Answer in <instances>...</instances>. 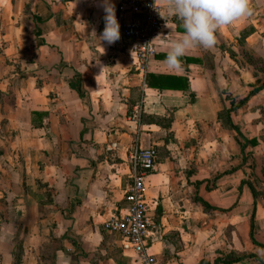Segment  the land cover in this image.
<instances>
[{"label":"crops","instance_id":"crops-1","mask_svg":"<svg viewBox=\"0 0 264 264\" xmlns=\"http://www.w3.org/2000/svg\"><path fill=\"white\" fill-rule=\"evenodd\" d=\"M118 1L110 0L114 7ZM157 2L162 31L154 56L141 62L121 28L119 41L99 42L100 0H0V195L30 192L35 204L33 198L49 193L53 264H136L134 252L102 222L125 206L131 152L150 146L158 156L145 176L154 222L147 240L156 264H213L230 251L227 227L236 232V246L261 252L249 235L253 198L244 141L218 114L230 98L238 103L264 83V0H249L251 16L221 26L214 47L187 51L179 69L165 58L184 30L168 12L170 0ZM24 71L29 74L19 77ZM147 73L186 77L189 90L150 88ZM158 117L171 119L168 128ZM230 118L245 139L258 140L245 153L252 148L262 159L264 87ZM196 195L214 209L205 210ZM255 224V240L264 244L263 198L256 201ZM5 235L0 254L9 262L13 238ZM48 235L24 241L34 255L22 256L21 264H39L35 254L50 243ZM231 264L261 263L249 257Z\"/></svg>","mask_w":264,"mask_h":264},{"label":"built area","instance_id":"built-area-1","mask_svg":"<svg viewBox=\"0 0 264 264\" xmlns=\"http://www.w3.org/2000/svg\"><path fill=\"white\" fill-rule=\"evenodd\" d=\"M115 13L121 35L129 42L131 52L141 62L153 57L155 39L163 27V11L157 0H119ZM137 113L135 109L131 118L135 119ZM155 157V146L131 152V182L124 194L125 206L102 222L106 231L118 236L123 246L134 252L136 264H156L148 247L147 238L154 222L145 196V176Z\"/></svg>","mask_w":264,"mask_h":264},{"label":"clouds","instance_id":"clouds-1","mask_svg":"<svg viewBox=\"0 0 264 264\" xmlns=\"http://www.w3.org/2000/svg\"><path fill=\"white\" fill-rule=\"evenodd\" d=\"M104 12V28L99 42L112 45L120 39V24L110 0H100ZM168 12L182 24L183 33L173 39L165 58L170 69L181 67V58L195 47L210 49L216 44V32L221 26L231 25L252 15L249 0H170ZM259 255L264 258V250Z\"/></svg>","mask_w":264,"mask_h":264},{"label":"rangeland","instance_id":"rangeland-1","mask_svg":"<svg viewBox=\"0 0 264 264\" xmlns=\"http://www.w3.org/2000/svg\"><path fill=\"white\" fill-rule=\"evenodd\" d=\"M3 45L4 42L0 37V53L2 52L1 50ZM254 59L256 61L258 60V58L255 55H253V61ZM208 62H210L209 63L210 69L213 70V57L211 53ZM254 64L256 66L262 67L261 65L256 64V62H254ZM8 68L9 71L12 70L10 67ZM260 140L264 142L263 137H260ZM253 150L254 149L252 148L250 150H247L248 159L246 160V162L248 161L250 162V164L247 166L246 175L247 178H249L247 181H249V183L252 184L256 192H258V196L256 200L258 203L263 198L262 193L264 192V157L260 160H256L254 157ZM246 186L248 187V190L252 197L250 186L248 185ZM24 194L25 195L22 197L13 196L12 194H8V192H3V195L2 194L0 195V241L6 238L5 234L8 233H9L8 238H13V249H12L13 252L11 259L12 261L9 260V262H7L8 260L2 257V253H1L0 264H18V262L14 261L16 259L15 255L16 254L20 255V252H22V250H23L22 253L23 258L25 254L27 258L31 255H34L32 254V250L30 248L31 245H27L26 243H24L25 240H32L33 236H41V235L43 236L45 234H49L48 237H51L54 234L53 226L55 225V223H52V220L46 218V215L48 213L47 211L48 203H46V201L48 199H46L45 197H41V200L39 202L37 198H33L35 199V204H34L33 202L34 200H32V197H30L31 195L30 192H24ZM18 199H21V202L18 201ZM18 205H23L25 207L18 209L17 208ZM34 225L35 228L32 227ZM256 227L257 224H255L254 232L258 231V228L256 229ZM235 233L236 232L234 231L233 227H227V229L224 232V234L229 240L230 250L239 253L240 251H244V250L235 245V242L238 240L235 238ZM7 250L9 249H6L5 252H7ZM35 257H37L35 259L36 261L38 260L37 263L39 264H50L48 261L46 262L44 260V255L42 253L41 255L35 254ZM28 262H33V259L30 258ZM23 263H25V261Z\"/></svg>","mask_w":264,"mask_h":264},{"label":"trees","instance_id":"trees-1","mask_svg":"<svg viewBox=\"0 0 264 264\" xmlns=\"http://www.w3.org/2000/svg\"><path fill=\"white\" fill-rule=\"evenodd\" d=\"M25 13H29V6H26L25 8ZM249 33V29H245L244 31L241 32V36L245 37ZM186 60H191V58H187ZM210 67V66H208ZM29 74V72H19V77H26ZM146 85L150 88H156V89H161V90H179V91H187L189 90V81L186 77L183 76H177V75H171V74H155V73H147L146 78H145ZM264 87V83L261 84L258 87L253 88L246 97L243 99L239 100L238 103H235V100L230 98L229 100V107L227 109H224L222 112L218 114V116H221L225 114L226 116V123L227 126L233 129L234 131L237 132V134L242 138L244 141L243 145L241 146V152L243 156V161L246 162L247 154L245 153V149L247 146H256L258 144V140L256 138L252 139H245L238 128L230 118V113L234 111L238 106H241L247 102L249 97H251L253 94L258 92L261 88ZM229 97V96H228ZM40 115H45V113H41ZM170 118L162 117V118H157V122H160L161 125L165 128H168L170 124ZM158 156L157 148H156V157L154 159V162L156 161ZM200 182H196V186H199ZM246 185L250 186L251 188V193H252V209H251V215H250V231L249 235L251 240L254 242L255 245H257L261 250H264V244H261L255 240L254 237V225H255V211H256V200L258 196V192L253 188L252 184L249 183V181H245ZM45 193V194H44ZM41 194L39 197V202L41 200V197H45L48 199L46 203L51 204L52 203V198L50 197L48 192H44ZM262 197L264 198V192L262 193ZM49 197V198H47ZM195 200L199 202L205 210H212L214 209L211 207L207 202H205L202 198L196 195ZM22 245V244H21ZM57 244H55V240L53 237H50V243H44L41 247V253L44 255V260L49 262L50 264H53V252L54 249L56 248ZM22 252L19 254H16V259L14 260L15 262H18V264H21L22 262ZM238 252L234 251H229L226 255H224L221 258H218L214 261L213 264H219V263H226V264H231L238 262L242 259L249 258V257H255L261 264H264V258H262L260 255L254 254L252 252H246V251H240ZM199 264H208L206 260H201Z\"/></svg>","mask_w":264,"mask_h":264}]
</instances>
